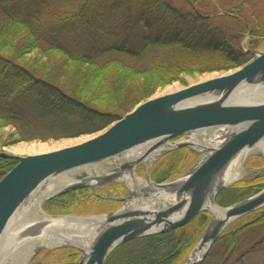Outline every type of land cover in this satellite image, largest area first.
<instances>
[{
    "label": "trees",
    "instance_id": "1",
    "mask_svg": "<svg viewBox=\"0 0 264 264\" xmlns=\"http://www.w3.org/2000/svg\"><path fill=\"white\" fill-rule=\"evenodd\" d=\"M186 1L192 3L191 16L209 25L210 17L200 13L203 8ZM244 5L230 7L228 13L242 17ZM164 11L182 15L165 0H0V130L13 127L18 142L95 134L183 73L228 71L250 60V53L234 48L222 32L203 28L193 37L167 34L172 16ZM144 30L146 34L134 36ZM250 34L260 41L255 43H264V29L256 26ZM183 152L172 153V160L179 157L171 169L170 160L152 179L162 183L176 177ZM17 163L0 157V180ZM260 186L258 180L239 182L223 190L216 202L233 205ZM76 195L68 194L71 203ZM198 221L204 228L209 216L202 214ZM193 224L123 244L105 264H180L195 246ZM253 226L264 230V213L245 216L218 242L235 254V235L244 236Z\"/></svg>",
    "mask_w": 264,
    "mask_h": 264
},
{
    "label": "water",
    "instance_id": "2",
    "mask_svg": "<svg viewBox=\"0 0 264 264\" xmlns=\"http://www.w3.org/2000/svg\"><path fill=\"white\" fill-rule=\"evenodd\" d=\"M237 70L172 94L150 98L101 131L103 134L85 143L25 157L0 152V157L18 161L0 180V255L8 243L5 235L10 224L52 178L78 168L114 160L118 172L90 178L94 183L82 180L48 198L85 187L95 191L99 186L116 180H123L129 190V196L118 197L124 203L121 208L107 215L90 233L80 236L88 240L87 247L68 246L81 254L75 264H105L112 252L123 244L169 233L207 212L211 220L195 249L182 263L186 264L200 251L202 255L190 264H203L229 226L264 209V189L227 208L216 203L217 195L229 186L226 184L227 178L244 153H249L245 158L252 154L264 157L260 153L250 154L264 143V101L248 104L230 102V97L243 85H264V49L256 52L247 64ZM201 96H212V99L183 105ZM215 129L223 135L212 136L207 142L199 138L201 134L210 135ZM186 134L190 135L189 139L175 141ZM148 145L151 147L144 154L128 160L135 150ZM181 148L206 153L207 157L190 173L160 184L152 182L148 175L152 163L150 168L146 167V176L147 182L153 187L139 191L129 187L124 177L133 178L136 168L146 162L152 152L161 149L156 161ZM212 207L220 209L221 214L215 216ZM47 216L57 219L89 218ZM43 225L25 231L21 235L22 239L38 235ZM60 236L68 239L74 235L62 233ZM60 247L63 246L53 249Z\"/></svg>",
    "mask_w": 264,
    "mask_h": 264
},
{
    "label": "rangeland",
    "instance_id": "3",
    "mask_svg": "<svg viewBox=\"0 0 264 264\" xmlns=\"http://www.w3.org/2000/svg\"><path fill=\"white\" fill-rule=\"evenodd\" d=\"M165 1L172 6H176L179 10V13H182L181 16H178L174 14L172 15L164 11V15L166 17L169 15L172 16L170 20L168 19L171 24L166 28L165 32H167V34L170 33L173 35H181V37H193V36H198V33H197L198 30L203 29V28L204 29L207 28V29H210L211 31H215L218 33L222 32L225 35V37L227 36L228 40L231 42L230 44L234 48H236L237 50L241 52L250 53L249 54L250 60L255 56L256 52L262 51L264 49V43H255V42H260V41L255 40L253 37H251V34H250V30H252L256 26L258 27V29H264V0H193L192 2L196 3L198 7L203 8V11L201 10L200 12L201 15L210 17L209 25H205L204 22L197 21L196 18H193L191 16L192 15L191 13L193 11L191 2H187L186 0H165ZM244 3H245L244 8H243L244 15L242 17L236 18L234 16H230L231 14L228 13V9L230 7H236ZM247 4H249V7L246 6ZM220 9L222 10L221 12L219 11ZM188 12L190 13V15L188 14ZM226 13L228 14L225 15ZM169 30H171V32H168ZM66 32L69 33L70 31L68 30ZM63 34L66 35L65 33ZM144 34H146V30L135 32L134 36H142ZM71 41H73V43H77V40L75 38H71ZM240 67H237V68H234L228 71L223 70L220 72H229L232 70H237ZM208 73H211V72H208ZM197 74L199 73H194V74L183 73L180 76H178V80L174 83L179 84L181 86L188 85L189 79L196 78ZM163 89L164 88L158 89L157 92L152 97L160 94L163 91ZM14 132H15V129L13 127H5L0 130V138L3 139V143H4L2 144V146H0V152L10 153L7 150L11 148V146L12 147L17 146L18 144H47L49 145L53 143H58V142L66 141V140H73V139L92 135V134L82 135L79 137L64 138L60 140H49L46 142L40 141V140L31 141V142H25V141L18 142L17 137L12 138V134ZM213 132H214V137L217 135H223L217 129H215ZM172 153L169 152V154L163 155L153 162V165L151 166L149 174H148L149 177L153 174L156 175L157 173H159L160 168L170 160L171 161L167 165H170L169 168L171 169V162L174 159L179 157L178 156L172 160L173 158L171 155ZM189 153H191L194 156L192 160H188V158H186L187 156H189L188 155ZM205 154L206 153L195 152L191 149L189 150L184 149V152L182 154L184 157V161L178 166L176 171L174 170L175 173L173 174V176L177 175V172H178L177 178H180L190 173L191 170H193L196 166L200 165L204 161L206 157ZM22 157H25V156H22ZM115 163L113 161L107 160V161H103L95 165H100L102 167H105L106 165H115ZM241 164H242L241 168H242L243 174L235 182L237 183L245 178L252 179L254 177H257V179L255 180H258L261 182L260 191L264 189V171H263L264 157L260 155L252 154V155H249L247 158H245L243 161H241ZM91 166H94V165H91ZM146 167H147V163L144 162L140 164L136 168L135 175L141 179H146V175H147ZM83 168H86V167L78 168L77 170H80ZM111 171H113L112 168L108 170V172H111ZM84 176L86 175L83 174L82 177ZM120 184H122V186L125 185L123 180H119V182L115 183L113 190L114 191L117 190ZM102 190L103 189L101 188L100 193L103 194ZM69 193H72V192H68L66 194H63L60 197L57 196L51 200L49 199L45 201L42 204L43 212L49 216H63V215L74 216V217L105 216V215H109L110 213L114 212L115 210H117L118 208L122 206V205L120 206L119 203H115V202L105 203L93 197L86 198V195L89 194L86 192L80 195L83 200H79L78 198H76L75 203H71V199L67 197ZM117 193H120V192H117ZM120 195L123 196V195H126V193H124L121 190ZM247 222H249V220L242 222L240 224L247 223ZM194 223L195 224H193L191 228L192 230L190 232L194 239L195 246L193 248L195 249L200 239L202 238L203 233L206 227L208 226L209 221L204 228L203 226L200 227L197 224V223H200L198 219H196ZM240 235H242V232L237 233L235 235L236 236L235 239L237 241H235L234 243L239 242L237 252L235 254L229 251L228 249L229 245L223 244L224 241H221V242L217 241L212 247V249L210 250L208 256L205 259V262L207 261L208 263L210 262L211 264H216L217 261L220 262L219 264H264V230L263 228H261L260 226H257V227L253 226L250 229H248L247 234H244V236L242 235V237L239 238ZM8 245L9 243L5 245V250L0 255V261L3 258L4 260L7 259L8 256L10 255V253L7 252ZM37 250H39V252L37 254L35 252L29 264H74L79 259V257H77V255L74 254L76 250L68 246H63V247L54 248V249L38 248Z\"/></svg>",
    "mask_w": 264,
    "mask_h": 264
},
{
    "label": "bare ground",
    "instance_id": "4",
    "mask_svg": "<svg viewBox=\"0 0 264 264\" xmlns=\"http://www.w3.org/2000/svg\"><path fill=\"white\" fill-rule=\"evenodd\" d=\"M238 70H232L229 72H211V73H199L196 78H190L188 81V85L181 86L176 83H172L168 85L163 91L151 97L157 98L164 95L172 94L181 90L186 89L189 86H194L208 80H212L215 78H219L220 76H225L232 74ZM212 99V96H201L186 102L183 105H192L201 102H205ZM264 101V85H243L233 96L230 97V102L239 103V104H248V103H258ZM103 134V132L93 134L91 136L81 137L73 140H66L53 144H18L17 146H11L7 151L15 156H33L40 155L45 153H50L58 150H62L65 148L73 147L75 145H79L90 141L99 135ZM206 134H201L199 138L208 141V136ZM261 146V147H260ZM257 149L252 153H260L264 156V143L260 145ZM151 145L144 146V148H140L135 150L133 153L129 155V159L138 158L142 154H144ZM161 152L160 150H156L152 152V154L146 159L147 168H150L152 163L155 161L158 154ZM245 154V155H244ZM243 158L237 162L230 172L226 184H231L235 182L238 178H240L243 174L241 168V161L244 160L246 155L249 153H244ZM113 166V167H112ZM114 170V165H106L102 167L100 165L89 166L80 170H72L70 172L62 173L54 178H52L44 188L38 190V193L34 195L31 201L23 207L21 212L17 215V217L10 224L7 234L5 235V241L9 243L7 249L10 253L7 259L4 258L0 261V264H29L30 260L34 256L36 250L38 248H53L55 246H83L87 247L89 242L87 239L84 240L83 237L85 234L90 233L93 230V227L98 226L102 221H104V216H91L86 219H57L48 217L43 213L42 204L46 199L55 195L56 193L62 191L68 186L76 183L81 180L82 175L85 174L86 179L92 183V178L94 175H102L107 173L110 169ZM125 181H127L129 187L132 190H141V189H150L153 187L149 182L141 179L139 177H124ZM133 204V203H132ZM212 211L215 216L221 214V210L212 207ZM44 224V228L42 231L34 236V238H24L22 239L21 235L31 229L34 226H41ZM73 232V233H72ZM62 233H68L71 238L65 239L60 236ZM22 239V240H21ZM8 253V254H9ZM202 255V252L198 251L196 255L193 256L186 264H190L191 262L196 261L199 256Z\"/></svg>",
    "mask_w": 264,
    "mask_h": 264
},
{
    "label": "flooded vegetation",
    "instance_id": "5",
    "mask_svg": "<svg viewBox=\"0 0 264 264\" xmlns=\"http://www.w3.org/2000/svg\"><path fill=\"white\" fill-rule=\"evenodd\" d=\"M183 138H185V136L183 137ZM192 155V154H191ZM194 158V156L192 155L191 157H190V160H192ZM119 171V168L118 167H116L112 172H110V173H108V174H112V173H116V172H118ZM257 172V171H256ZM108 174H106V175H108ZM255 179H257V177H254V178H245V179H243V180H241V181H239V182H242V181H246V180H255ZM145 181H148L147 180V177H146V179H144ZM150 180L152 181V182H154V183H157V182H155L153 179H152V175H151V177H150ZM257 181V180H256ZM117 182H119L118 180H116V181H113V182H110V183H106V184H103V185H101V186H99L98 188H97V190H93L92 188H88V187H85V188H83V189H80L79 191H77L76 193H77V198L79 199V200H83L82 198H81V196L80 195H82V193H84V192H86V193H89L88 195H86V198H88V197H93V198H95V199H99V200H101L102 202H108V203H110V202H115V203H119V205L121 206H123V202L122 201H120L119 200V198L118 197H121V198H125V197H127V196H129V192H128V190H127V187H126V185H123L122 186V184H120L119 186H118V188H117V190H113V188H114V185H115V183H117ZM238 182V183H239ZM238 183H236V184H234V185H232L230 188H233L234 186H236ZM117 186V185H116ZM103 189L102 191H103V194L102 193H100V189ZM126 188V189H125ZM121 190L124 192V193H126V195H123V196H121L120 195V193H121ZM117 192H120V193H117ZM119 206V207H120ZM121 206V207H122ZM120 207V208H121ZM201 216V215H200ZM199 215L192 221V222H190L189 224H187V225H185V226H183V227H180L179 229H182V228H185V227H187L188 225H190L191 223H193L196 219H198L199 217H200ZM209 220H210V218H209ZM176 230H178V229H176ZM176 230H174V231H176ZM173 232V231H172ZM191 233V232H190ZM253 250V249H252ZM71 255H73V254H71ZM188 255H189V253H188ZM188 255L186 256V257H188ZM185 257V258H186ZM184 261V260H183ZM182 261V262H183ZM181 262V263H182ZM218 262V264L220 263L219 261H217ZM217 262H216V264H217ZM180 263V264H181ZM204 264H205V262H204ZM209 264H211L210 262H209Z\"/></svg>",
    "mask_w": 264,
    "mask_h": 264
}]
</instances>
